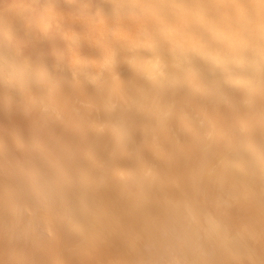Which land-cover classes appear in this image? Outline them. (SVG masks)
<instances>
[{
    "label": "clouds",
    "instance_id": "clouds-1",
    "mask_svg": "<svg viewBox=\"0 0 264 264\" xmlns=\"http://www.w3.org/2000/svg\"><path fill=\"white\" fill-rule=\"evenodd\" d=\"M29 8L0 28V264H264V0Z\"/></svg>",
    "mask_w": 264,
    "mask_h": 264
},
{
    "label": "bare ground",
    "instance_id": "bare-ground-1",
    "mask_svg": "<svg viewBox=\"0 0 264 264\" xmlns=\"http://www.w3.org/2000/svg\"><path fill=\"white\" fill-rule=\"evenodd\" d=\"M31 0H2L0 2V28L8 29V20L14 17L28 18L32 13L29 8Z\"/></svg>",
    "mask_w": 264,
    "mask_h": 264
}]
</instances>
